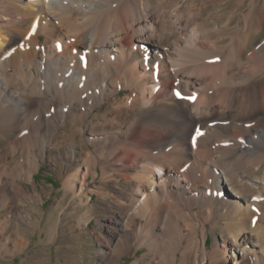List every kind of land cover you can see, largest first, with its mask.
<instances>
[{
	"label": "bare ground",
	"instance_id": "6f19581e",
	"mask_svg": "<svg viewBox=\"0 0 264 264\" xmlns=\"http://www.w3.org/2000/svg\"><path fill=\"white\" fill-rule=\"evenodd\" d=\"M42 164L93 264H264V0H0V253Z\"/></svg>",
	"mask_w": 264,
	"mask_h": 264
},
{
	"label": "rangeland",
	"instance_id": "374dc122",
	"mask_svg": "<svg viewBox=\"0 0 264 264\" xmlns=\"http://www.w3.org/2000/svg\"><path fill=\"white\" fill-rule=\"evenodd\" d=\"M232 8L233 4H228L224 8L225 10L221 11L222 16L215 18L224 20L225 13ZM228 41L226 38L221 40L222 43H228ZM10 160L12 161L11 158ZM35 180L45 198L44 211H28L29 216L27 213H23L26 216L20 226L26 243L22 248H17L15 253L6 254L2 250L0 264H93L95 260L93 252L100 248L96 239L99 211H91L92 213L87 209L75 211V205L71 204L72 195H68L64 201L66 208L58 209L57 206L65 191L61 178L49 164H42L40 170L35 174ZM96 181L90 178L88 183L95 185ZM28 185L32 189V184ZM97 197L96 194H93L92 204L97 200ZM4 213L5 211H0L2 216ZM10 215L13 218L15 213L12 212ZM15 221L19 222V218H16ZM212 237L210 233L208 245L212 243ZM119 249L110 264H130L132 260L129 254L130 247L122 246ZM95 262L96 264L101 263L98 259ZM102 264H107V261H103Z\"/></svg>",
	"mask_w": 264,
	"mask_h": 264
},
{
	"label": "snow or ice",
	"instance_id": "6c2138e0",
	"mask_svg": "<svg viewBox=\"0 0 264 264\" xmlns=\"http://www.w3.org/2000/svg\"><path fill=\"white\" fill-rule=\"evenodd\" d=\"M177 95H179V94H177ZM198 135H202V133H199V132H198Z\"/></svg>",
	"mask_w": 264,
	"mask_h": 264
}]
</instances>
